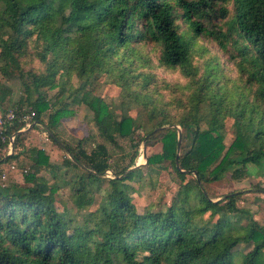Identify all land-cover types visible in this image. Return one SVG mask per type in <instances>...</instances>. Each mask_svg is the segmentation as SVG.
<instances>
[{
	"label": "trees",
	"instance_id": "1",
	"mask_svg": "<svg viewBox=\"0 0 264 264\" xmlns=\"http://www.w3.org/2000/svg\"><path fill=\"white\" fill-rule=\"evenodd\" d=\"M232 31L244 38L236 61L243 85L236 88L220 61L197 59L201 37L227 49ZM74 76L80 85L68 87ZM103 76L121 88L120 104L95 93ZM13 79L24 94L11 105L19 119L8 129L13 153L0 144V178L1 164L21 157L33 161V171L25 175L28 186L0 182V264H264V225L239 206L242 191L215 199L207 190L226 177H248L250 164L264 171V0H0L2 114L11 109ZM51 88L59 89L54 99L46 93ZM78 91L95 93L86 102L110 142L162 141L147 168L170 161L181 182L165 208L141 211L131 198L128 181L143 177V167L130 170L139 151L117 171L104 143L88 152L53 131L74 113L69 99ZM32 110L34 121L48 116L46 131L69 154L62 177L76 210L58 208L59 185L40 175L50 157L26 144L31 135L21 132V117ZM229 118L235 133L227 144ZM110 169L114 177L97 212L82 214ZM70 170L83 173L67 179ZM242 242L253 249L238 262Z\"/></svg>",
	"mask_w": 264,
	"mask_h": 264
},
{
	"label": "rangeland",
	"instance_id": "2",
	"mask_svg": "<svg viewBox=\"0 0 264 264\" xmlns=\"http://www.w3.org/2000/svg\"><path fill=\"white\" fill-rule=\"evenodd\" d=\"M230 15L233 16L235 11V6L232 1L229 2ZM228 19V18H227ZM222 20V24L225 30H229V21ZM225 21V22H224ZM185 26V24H183ZM244 38L239 35L238 31H232L230 35V40L227 41L228 48L222 49L217 45L214 40L208 39L207 37L200 38V45L198 47L199 53L197 56L198 61L202 63V54L205 58L210 57L220 61L222 68L224 67L225 73L229 78V86L234 84L233 88L239 85H243L242 80L239 79L238 65L236 61H240L241 56L239 55V47L243 45ZM235 56V59L232 57ZM176 74H171L169 76H175ZM226 76V77H227ZM8 83L13 87L14 94L11 98V103L6 106V110L11 108L13 102L17 101L23 94V86L20 79H13L8 81ZM68 87L72 85L73 87L79 86L80 81L77 77H73L71 83L66 84ZM97 89L95 93L102 95L106 98L111 105H118L122 101L121 88L114 83L107 82L105 76L97 82ZM96 87V86H95ZM58 88L47 89L46 93L49 98L54 99L55 95L58 93ZM69 92H65L63 97L66 98ZM91 91H78L69 99V108L74 111L72 116L63 118L59 125L54 129L59 135L60 139L69 145L76 147L79 143L82 144V148L88 152L92 151L98 144L104 143L111 157L110 162L112 166L117 171L122 170L124 167L128 166L131 162L133 155L136 151L138 152L135 165L141 164L143 167V177L140 179L129 180L128 182L132 185L133 191L131 192V198L137 205L139 210H144V208L150 204H153L154 210L160 208H165L167 204L172 200L176 191L179 190L180 180L173 176L171 167H169L170 161H165L159 164V170H150L147 168V159L149 156L160 153L163 151V143L160 140L153 141L151 144L141 141L140 146L136 147L135 142L130 138H118L117 143L114 144L107 140L101 135L98 130L97 125L93 120V112L89 108L86 99L90 100L95 94ZM68 100V98H66ZM133 115L137 114V109L133 108L130 111ZM2 114V112H0ZM26 123V122H25ZM35 125L31 127V125ZM49 123L48 116H43V122L33 121L30 125H27L22 130L32 131L30 137V142L36 143L43 146L44 148L51 149L49 155L50 165L43 166L40 170V175L47 178L50 182H55L59 185L57 192V206L59 209H74V203L70 199V195L73 193L71 185L66 184V181L62 176L64 168L61 166L64 159L69 157V154L59 145L55 144L50 138L47 130V125ZM30 128V129H29ZM113 128V126H112ZM113 130V129H112ZM179 130L182 131L181 128ZM226 143L229 144L234 137L235 127L233 125V120L231 118L226 121ZM11 148V149H10ZM182 148V147H181ZM46 149V150H47ZM45 150V151H46ZM182 150V149H181ZM14 151V144L12 147L8 145V153L12 154ZM181 152V151H180ZM33 161L25 160L24 157L11 162V165H15L16 170L9 173L7 171V177L3 180L0 178V182L4 186H11L13 184L20 187H25L30 185V183L25 181V175L30 171H33L31 164ZM57 166V167H55ZM78 173H83L82 170L72 171L70 170L67 174V179L74 178ZM113 169L107 171L106 179L102 180L99 185V189L95 188V193H93V204L88 206L86 209L82 210V214L89 212L96 213L98 210L99 203L102 199V195L107 190L109 184L108 179L114 177ZM191 178L190 175L187 176V180ZM264 171L260 170L256 165H249V176L240 180L235 181L230 177L225 179L210 183L207 186V190L211 196L215 199H221L225 194L232 191H242L240 193L241 200L238 202L240 207L250 209L255 218L264 225ZM253 249V244L242 242L235 248L236 261H240L244 254Z\"/></svg>",
	"mask_w": 264,
	"mask_h": 264
},
{
	"label": "built area",
	"instance_id": "3",
	"mask_svg": "<svg viewBox=\"0 0 264 264\" xmlns=\"http://www.w3.org/2000/svg\"><path fill=\"white\" fill-rule=\"evenodd\" d=\"M36 112L29 111L22 115V120L30 125L35 120ZM19 119V114L16 109H9L4 114H0V144L7 143L10 147H12L15 134H9L8 129L13 125L14 121ZM11 149V148H10ZM11 169L16 170L15 165H11ZM7 177V172L3 171L1 178L4 180Z\"/></svg>",
	"mask_w": 264,
	"mask_h": 264
},
{
	"label": "crops",
	"instance_id": "4",
	"mask_svg": "<svg viewBox=\"0 0 264 264\" xmlns=\"http://www.w3.org/2000/svg\"><path fill=\"white\" fill-rule=\"evenodd\" d=\"M0 112H1V110H0ZM25 132H30V135L32 134L31 132L32 131H25ZM26 144H27V146L29 147V145H30V139L26 142ZM34 145H36L38 148H42L43 146H41V145H38V144H36V143H33ZM25 149H26V147H25ZM47 148H44L43 150H46ZM50 151H51V149L49 150V148L46 150V153L47 154H49L50 153ZM12 162H14V161H12ZM1 168H2V170L3 171H9V173H11V172H13V171H15V170H13V169H11V162H5V163H2L1 164ZM2 171V172H3ZM1 175H2V173H1Z\"/></svg>",
	"mask_w": 264,
	"mask_h": 264
},
{
	"label": "water",
	"instance_id": "5",
	"mask_svg": "<svg viewBox=\"0 0 264 264\" xmlns=\"http://www.w3.org/2000/svg\"><path fill=\"white\" fill-rule=\"evenodd\" d=\"M35 125V123L33 125H31L30 128H32L33 126ZM29 128V129H30ZM28 130V129H27ZM27 130H22L21 132H25ZM182 138H183V133L182 131L180 130L179 131V137H178V148H177V160L179 158V155H180V151H181V146H182ZM148 159H147V163H148ZM141 167V164H137L135 167H132L130 170H135L137 168H140Z\"/></svg>",
	"mask_w": 264,
	"mask_h": 264
}]
</instances>
